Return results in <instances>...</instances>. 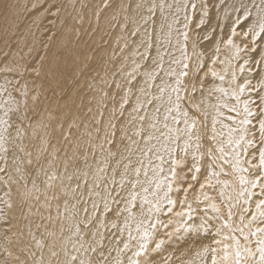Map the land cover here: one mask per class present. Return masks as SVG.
Masks as SVG:
<instances>
[{"label":"snow or ice","instance_id":"snow-or-ice-1","mask_svg":"<svg viewBox=\"0 0 264 264\" xmlns=\"http://www.w3.org/2000/svg\"><path fill=\"white\" fill-rule=\"evenodd\" d=\"M0 264H264V0H0Z\"/></svg>","mask_w":264,"mask_h":264}]
</instances>
